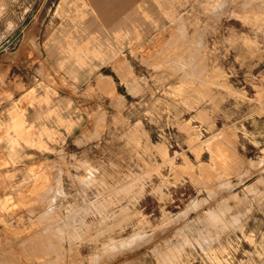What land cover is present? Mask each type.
<instances>
[{
  "label": "rangeland",
  "instance_id": "1",
  "mask_svg": "<svg viewBox=\"0 0 264 264\" xmlns=\"http://www.w3.org/2000/svg\"><path fill=\"white\" fill-rule=\"evenodd\" d=\"M59 1L0 0V264H264V0Z\"/></svg>",
  "mask_w": 264,
  "mask_h": 264
},
{
  "label": "crops",
  "instance_id": "2",
  "mask_svg": "<svg viewBox=\"0 0 264 264\" xmlns=\"http://www.w3.org/2000/svg\"><path fill=\"white\" fill-rule=\"evenodd\" d=\"M72 1H74V0H60L58 3V10H60V11L63 10L64 6L68 2H72ZM173 14L172 13L167 14V16L169 17L168 18L169 22H166L164 20V18H162L158 21L156 20L155 22H153L151 28L155 31V34L158 32H162L168 26L167 25L168 23L172 24L173 21H176L178 18H182V16L180 14L179 15H177V14L173 15ZM108 24L112 29H114L113 27H115V25L118 23H116L114 21H109ZM54 39H55V35H52L50 37V39L47 40L46 46L49 45ZM104 53H107L106 54L107 56L110 54L108 57H111L113 54H115L114 50H112V49H109L107 52H104ZM91 54L94 56L96 54V51L93 50L91 52ZM106 55L102 54V52H99V55H97L99 58V63H103V62L107 61L108 57L106 58ZM181 62H185V61H180L179 63H181ZM115 63H116L115 69H116L117 73L121 75V77H123L125 75L126 76L132 75V72L130 71L127 62L124 59H118L117 61H115ZM96 85H97V87L104 88V89L110 88L111 90H114V88H115L112 79L109 76L103 75V74H101L99 77H97ZM40 88L41 89L46 88L45 84L43 82H41V84H39L38 89H40ZM38 89H36V90H38ZM33 92L34 91H31L30 96L28 97L30 104H33V101H37L40 103L41 101H48L49 100V96H48L46 91L44 92V94H41V95H38L36 92L35 93H33ZM14 107H15V104H14ZM14 107H12V109ZM49 111L58 114L57 106L50 108ZM16 116L17 117H16L15 123L13 125L14 130L10 131L9 128H7L5 130V132L2 133L3 135L0 137V138L4 137L6 140L5 149H7L8 157L11 160L22 158V156H20V154H18V152H17V147H19L21 145L20 142L27 143L28 145L34 144L36 142L39 145L42 144V146L46 148V145L45 144H44L45 146L43 145V143H44L43 140H41L39 137V136H41V133L40 132L36 133L34 131V124L33 123L26 124V122H28V121H27L25 116L21 115V113L16 114ZM24 155H26V154H24Z\"/></svg>",
  "mask_w": 264,
  "mask_h": 264
},
{
  "label": "bare ground",
  "instance_id": "3",
  "mask_svg": "<svg viewBox=\"0 0 264 264\" xmlns=\"http://www.w3.org/2000/svg\"><path fill=\"white\" fill-rule=\"evenodd\" d=\"M185 28V27H184ZM199 45H200V42H199ZM194 56V55H193ZM196 56V55H195Z\"/></svg>",
  "mask_w": 264,
  "mask_h": 264
}]
</instances>
